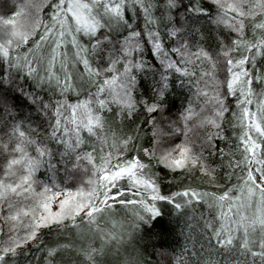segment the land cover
I'll use <instances>...</instances> for the list:
<instances>
[{
  "label": "snow or ice",
  "instance_id": "1",
  "mask_svg": "<svg viewBox=\"0 0 264 264\" xmlns=\"http://www.w3.org/2000/svg\"><path fill=\"white\" fill-rule=\"evenodd\" d=\"M0 9V264L30 245L38 264H151L137 249L149 247L141 225L161 201L178 217L195 205L215 214L201 216L207 257L203 244L161 247L159 264H264V0ZM177 83L189 95L172 112ZM169 175L177 190L165 193ZM117 206L138 209L127 240L115 220L106 230Z\"/></svg>",
  "mask_w": 264,
  "mask_h": 264
},
{
  "label": "trees",
  "instance_id": "2",
  "mask_svg": "<svg viewBox=\"0 0 264 264\" xmlns=\"http://www.w3.org/2000/svg\"><path fill=\"white\" fill-rule=\"evenodd\" d=\"M2 2V0H0ZM8 6L12 7L14 0H7ZM0 14H3V9H0ZM128 16L131 17V22L133 26L136 25V18L132 15L131 12L128 13ZM140 27H143V20L139 21ZM150 47V46H149ZM144 56L146 59H151L149 56L148 50H145ZM6 69V65L4 66ZM189 95L187 88H181L177 83L175 91L172 95L169 96L168 103L170 105L171 111L176 112L177 110L181 109L182 105L187 104L186 97ZM83 98V97H81ZM73 102H75V97H72ZM230 101L232 104L235 103L234 100ZM143 117H141V120ZM139 122V121H138ZM225 128L227 129V135L232 138L233 132L229 125L225 124ZM90 143H95L96 147L99 149L101 145L99 142L93 140ZM221 147L225 148V151L228 150V147L225 143H221ZM107 150V149H105ZM135 155V153H133ZM158 174L159 173L158 171ZM87 179V177H85ZM170 183L172 185L178 183L177 180H173L172 176L169 175L162 180L163 191L168 193L169 191H176L175 187H170ZM186 184L192 183L191 180H186ZM197 184L200 181H196ZM232 183H235V179L232 180ZM207 190H214L209 188ZM157 207L160 209L162 215L160 217L155 218L153 221H150L149 224L141 225V234L144 235L145 240H150L149 247L145 250L143 247L137 249L140 253H142V259L144 261H150L151 264H159V257L156 253V249L161 247H166L168 252L178 254L183 248L187 247L189 251L193 250L194 246L195 249L199 250L200 246L204 245V256L207 257V234L204 232V220L201 219L203 215L206 219H211L212 215L215 213L210 214L207 206L195 205V210H189L186 216H177L176 213L173 211L172 206L167 204L166 202H158ZM57 210L56 208L53 210ZM138 211V209H134L131 206L129 208H123L117 206L115 208V214L111 217H105V225L106 230H112L111 221L115 220L116 227H115V234L117 237L121 235L123 232L124 239L127 240V232L131 229L129 228V224L132 220V212ZM121 223L123 224V229L121 228ZM81 231H87V226L83 225L80 229ZM67 236V233L63 234ZM58 234L53 231L51 234L43 236L42 239L46 240H53L57 239ZM113 249L119 247L122 257L127 254L136 255L137 251L133 250L132 245H118L113 243ZM214 257L216 259H222V257L213 250ZM43 255L42 251L38 250L35 246L30 245L27 250H25V254L21 255L15 261V264H38L40 257Z\"/></svg>",
  "mask_w": 264,
  "mask_h": 264
},
{
  "label": "rangeland",
  "instance_id": "3",
  "mask_svg": "<svg viewBox=\"0 0 264 264\" xmlns=\"http://www.w3.org/2000/svg\"><path fill=\"white\" fill-rule=\"evenodd\" d=\"M53 210L56 208L57 209V205L56 204H53Z\"/></svg>",
  "mask_w": 264,
  "mask_h": 264
}]
</instances>
